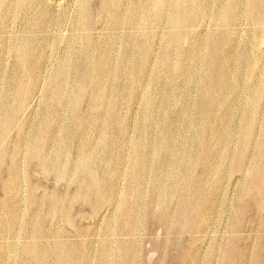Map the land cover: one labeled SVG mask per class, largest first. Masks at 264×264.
Returning <instances> with one entry per match:
<instances>
[{"label": "rangeland", "instance_id": "1", "mask_svg": "<svg viewBox=\"0 0 264 264\" xmlns=\"http://www.w3.org/2000/svg\"><path fill=\"white\" fill-rule=\"evenodd\" d=\"M70 1L61 0L63 6L57 11L58 14L64 12L69 20L74 18L66 6ZM205 1L204 4L208 5L209 13L207 12L205 17L200 18L202 21L200 24L203 26L199 30H194L192 38L186 42L194 52L198 47L193 41L202 39L203 60L211 63L201 66V59L195 61V58L193 59L194 63L185 62L177 53L171 72L173 76L175 75L173 82L178 89L172 92V97L164 104L170 114H173L174 110L183 109L187 104L192 106L196 102H207V97L201 91L203 77L221 70V75L229 73L231 67L221 68L224 62H235L233 67V76L237 81L235 89L242 97H246L251 89H256L257 78L264 69V50L260 48V46L264 47V38L255 32V28L264 24L258 19V14L251 12L253 0H241L246 16L242 23L234 26L237 30V42L231 47L229 46L230 42L225 44L221 40V37L227 39L225 32L231 36L230 29H221L214 22L219 1ZM127 2V11L135 8L134 0ZM92 5L95 6L96 3ZM110 5V3H106L101 6L100 12L99 10L93 11L95 16L91 24L92 44H87L83 29H81L79 37L70 38L68 21L63 25L55 26V38L52 40L55 48L54 53L61 54L66 44L72 45V70L69 80H75L76 76L81 74V67L88 65L89 69L85 71L87 75L93 76L95 81L102 77L107 81L108 86H112L111 76L114 75V72L102 73V69L94 71L90 69L96 54L107 55L111 49L115 51V61L121 62L124 59L125 33H121L112 47L105 45L104 42L107 37L105 32L113 29L112 24L122 26L126 20L120 18L111 20L112 22L107 21ZM215 5H218L217 9ZM255 14L258 16L256 17ZM152 20H155L154 15H152ZM169 24V21L164 20L156 28V32L155 28H151L156 35L153 41L155 43L153 50L154 54H157V59L160 57L161 45L166 42L171 45V42L174 44L176 40L175 36L169 37L170 35L165 33L169 29ZM14 30L15 17L7 28L6 34L9 38L3 41L7 55H5L4 75L0 79V99L3 87L9 82L7 77L13 71V62L18 54L12 48ZM118 30L116 31L118 32ZM233 38L231 37V39ZM113 42L111 40L110 44ZM234 52L240 54L235 56ZM244 52L247 61L243 64L240 55ZM34 58L35 54L32 59ZM216 58L218 60L213 63V59ZM47 64L49 66L47 70H43L41 76L36 78V88H41V93L33 101L28 117L24 116L23 111H19L21 99L30 90L25 84L19 92L17 100L5 114H3V103H1L0 148H10L12 143L26 140L34 129V127L32 129L34 123L32 119L35 121L36 118L42 117L47 106H58L57 95L54 94L52 83H41L50 76V68L55 62L49 60ZM251 64H254L255 67H252ZM109 65L111 67V64ZM139 65L140 60L137 57L130 61L133 79L129 82L128 102L122 107L115 101L112 103L118 107V112L120 109L123 110L125 116H121V119L124 123L127 120L133 124L130 131L133 135V142L137 133L140 136L142 147L140 150L138 147L135 153L150 158V165L147 166L142 161H137V166L140 168L136 174H139V178H137L138 181L135 183L134 189H130L129 184L128 158L132 154L133 148L127 147L126 141L130 138L123 137L125 130L117 128L118 124L115 127L116 116L106 121L104 109L101 107L95 113L92 112L94 97H92V92L84 87L75 106L70 102L72 98L66 97L64 113L53 117L51 125H56L60 121L66 125L65 129L58 132L59 140L56 143L53 140V134L45 131L44 128H40L37 132L39 145L48 142L37 154L38 158L44 156L42 158L45 160L44 166L30 167L29 162L22 159L18 165V177L13 176L8 179L9 175L15 171L11 169L9 163H0V199L14 208L10 212L3 210L0 205V221L8 226L3 227L4 229L0 228V264H40L31 240L35 236L34 229L37 231L36 236L41 243L38 250L41 252L45 264H98V254L101 251V243L105 240L104 236L110 241H107L109 264H264V190L259 192L262 207H259L255 211L256 213L244 216L241 208L248 210L253 206L252 195H250L252 190L249 189L255 185V182L252 177L249 179L248 176L239 180V173L234 168L239 151L236 131L244 125L251 128V124L246 120L259 117L256 112L258 108L264 109V89L258 92L257 110L250 108L249 111L245 101L239 100L234 105V113L232 112L230 115V118H234L233 120L226 118L225 111V114L216 112L214 115L205 116L201 124L203 128L197 124L194 125V121H191L189 132L195 133L196 137L203 141L200 144L201 148L206 147L200 149V145H198L196 148L200 149L199 157L194 156L191 163L189 161L185 167L189 175L185 184L187 191L179 190L172 197H166L160 192L162 170L159 169L164 161L162 154L164 148L157 144V141L156 144L154 143L161 134L159 123L155 121V117L154 124H149L148 132L143 134L139 115H133L132 109L140 111L143 108L142 102L138 101L139 97L133 94L144 83V80L136 81V77L141 74L138 70ZM192 65H199V68L192 70ZM165 74V71L157 72L158 80L163 81ZM190 74L193 76V80L190 81L189 86H186L184 84L185 77ZM164 82H168V79ZM68 83L69 81L64 83V90L68 88ZM184 89L190 93L188 100L178 98ZM75 111L81 115L83 123H97L100 130L107 125L114 129L108 135V152L110 151V155L113 154V157L116 153H122V159L123 157L124 159L118 165L122 177L117 182L118 188L111 200L108 199L110 189L104 188L101 193L90 192L89 180L85 176L83 168L76 167L75 159L80 145L78 137L75 136ZM8 118H11V121L5 124L4 122ZM19 119H26L25 125L18 126ZM2 126H6L7 129L2 130ZM22 128L26 133L22 132ZM174 128L182 129L179 123H175ZM127 135H131V133H127ZM177 135L180 134L177 133ZM91 138L96 139L97 134H93ZM107 143L101 146L102 154H104L103 150ZM228 145L231 146L229 149L226 148ZM252 145L249 143V146ZM250 149L242 156L241 160L246 163L250 162L253 155L260 153L261 157L255 163L263 166L264 150L255 147H250ZM10 153L11 151L7 154ZM173 155L177 157L175 154ZM207 165L214 166V169L206 172ZM145 170L147 172L143 175ZM205 175H207L206 178H204ZM106 177L110 179L109 173ZM177 179H181L180 171ZM243 181L251 183L245 192V195H248L246 201V197L244 199L239 197V189ZM164 182H169V179ZM212 188L219 190L210 205L209 214L212 222L203 224L201 221L205 217V208L209 203ZM186 196L192 200L196 197L199 202H203L197 207L179 205ZM206 201L207 204H205ZM235 219H238L240 225L234 230ZM135 221L137 222L136 232V228L133 229ZM108 223L111 224L110 228L107 227ZM198 225L201 228V234L196 232ZM65 250L72 253L73 261L68 262L60 258ZM128 253L134 254L133 262L128 259Z\"/></svg>", "mask_w": 264, "mask_h": 264}, {"label": "bare ground", "instance_id": "2", "mask_svg": "<svg viewBox=\"0 0 264 264\" xmlns=\"http://www.w3.org/2000/svg\"><path fill=\"white\" fill-rule=\"evenodd\" d=\"M127 1L128 0H71L66 6L69 8L74 18L69 20L64 12L61 14L57 13L63 6L61 0H0V79L4 75L5 55H7L3 41L9 38L6 34L7 28L14 17L15 30L13 31L12 48L18 53L13 62V71L11 75L7 77L9 82L3 87L4 90L1 94L0 105L3 103V114L10 110L25 84L30 90L21 99L19 111H23L25 117L30 115L32 103L39 97L38 94L41 93V88H36V78L41 76L43 70H47L49 67L47 62L49 60L50 62L53 60L55 64L50 68V76L45 78L41 83H52L54 94L57 95L58 102V106H47L42 117H40L41 119L36 118L35 121L32 119L34 122L32 129L33 127L34 129L26 140L20 143L14 142L11 144L10 148H0V163H9L11 169L15 171L12 173L10 172L11 176L9 175L8 179L13 178V176L18 177V165L22 159H26L30 167H38L39 165L44 166L45 160H42L44 156L38 158L37 154L48 142H43L39 145L40 142L38 143L37 132L40 128H44L45 131H49L50 134H53L52 137L56 143L59 140L58 132L65 129L66 125L62 121L56 125H51L53 117L64 113V99L66 97L70 96L72 98L70 102L75 106L76 100L81 97L85 87L92 92V97H94L92 112L95 113V111L101 107L104 109L106 121L116 116L117 121L115 127L118 124L117 128H120L122 131L125 130L123 137L130 138L126 141L127 147L133 148L132 154L128 158L130 167L129 184L130 189H134L135 183L138 181L137 178H139V174H136V171L140 168V166H137V161H142L145 166H147L150 165V158L135 153L138 147L139 150L142 147L140 136L137 133L133 142V135L132 132H130L133 124L129 123L127 120L124 123L123 119H121V116H125L123 110L120 109L118 112V107L114 106L112 103L115 101L122 107V105L128 102L130 91L129 82L133 79L130 61L136 57L140 60L138 70L140 71L139 73H141L139 77H136V81L140 82L144 80V83L141 88H137L136 92H133V94L139 97L138 101L142 102L143 108L140 111L132 109L133 115H139L143 127V134L148 132L149 124H154L153 119L155 117V121L159 123L161 134L155 139L154 143L156 144L157 141V144L164 148V150H162L164 161L159 166V169L162 170V175L160 177L162 187L160 192L166 197H172L177 194L179 190L187 191L185 184L188 181L189 175L185 167L189 161L191 163L194 156L199 157L200 149L206 147L203 146L201 148L200 144L203 141L197 138L195 133L189 132L192 120L194 121V125L197 124L200 128H203L201 124L205 116H210V114L214 115L216 112L225 114V111L227 115V117H225L233 120L234 118H230V115L232 112L234 113V105L239 100L245 101L249 111L250 108L257 110L259 103L258 92L264 89V69L257 78L256 89H251L246 97H242L235 89L237 85V81H235L233 76L235 62L228 61L224 62L221 68L231 67L229 73L221 75V70L220 72L216 71L211 75L203 77L201 91L205 94L204 96L207 97V102H196L192 106L187 104L183 109L174 110V113L170 114L164 104L172 97V92L178 89L173 82V80H175V75L173 76L171 72V67L177 53L185 62L191 61L194 63L193 59L195 58V61L201 59V66L211 63L210 61L203 60L202 39L193 41L198 47L194 52L192 51L193 48L190 49L189 44L186 42V40L189 41V38H192V32L194 30L202 28L203 25L200 24V22H202L200 18L205 17L207 14L209 10L208 5L204 4L206 2L205 0V2L203 0H134L133 5L135 8H131L132 10L127 11ZM218 1L219 7L215 5L216 9L218 7V12L216 11L217 14L214 17V22L217 23L221 29H230L231 36L228 32H225L227 39L221 37V40L225 44L230 42L229 46L231 47L237 42V30L234 26L243 22L246 11L241 5V0ZM93 3H96V5H92ZM106 3L111 4L107 21L120 18H125L126 20L122 26L112 24L114 26L113 29L105 32V34H107V37L104 39L105 45L114 46V43L118 40L121 33H125V55L121 62H117L114 59V55L116 54L113 49H111V52L107 55L101 53L100 55L98 53L99 55H95V60L90 69L93 71L102 69V73H106L107 71L114 72V75L111 76L112 86H108L106 84L107 81L102 77H99L95 81L93 80V76L87 75L85 71L89 69L88 65H83V67H81V74L76 76L75 80H69V74H71L72 70V45L66 44L61 54L54 53L55 48L52 44V40L55 38V26H60V24L63 25L68 21L69 31L71 32L70 38L79 37V33L82 32L81 29H83L87 44H92L91 24L95 16L93 11L99 10V8ZM252 4L251 12L258 14L259 16L255 14L256 17L258 16V19L264 24V0H253ZM150 13L151 15H149ZM152 15L155 16V20H152ZM164 20L170 22L169 29H167L165 33H167L168 36L170 35L169 37L175 36L176 40L174 44L171 42L170 45L169 42H166L161 45L160 57L157 59V54L155 55L153 50L155 44L153 41L156 35L151 28H155L156 32V28L159 27ZM117 29H119L118 32L116 31ZM255 32L264 38V25L255 28ZM231 37L234 38L231 39ZM111 40L114 41L113 44H110ZM260 48L264 50V47L260 46ZM177 49L179 50L178 52L176 51ZM34 54L35 58L32 59ZM233 54L237 56L240 53L234 52ZM244 54L245 52L240 55L243 64L247 61ZM217 60V58L213 59V63ZM109 64H111V67ZM198 66L199 65H192L191 68L192 70H196ZM251 66L255 67L254 64H251ZM161 71H165L166 73L163 81L158 80L157 72ZM167 79L168 82H164V80ZM65 80L69 81V86L64 90V83H67ZM192 80L193 76L190 74L185 77L184 84L189 86ZM114 90H116V93H114ZM189 96V91L184 89L178 98L188 100ZM256 113L259 117H252L246 120L251 124V128L244 125L241 129L239 128V130L236 131V135H238L237 143L239 145V151L234 167L236 168L235 171L239 173V180L248 176L249 179L252 177L253 182H255V185H252L249 189L252 190L250 195H252L251 200L253 206L248 210H244L243 207L241 208V212L244 216L256 213L255 211L258 210L259 207H262L260 204L261 195L259 192L264 190V165L260 166L255 163V161L261 157V154L253 155L250 162L247 163L241 160L242 156L251 150L250 147L264 150V109L258 108ZM74 118L76 121L74 122L75 136L78 137L80 145L75 159L76 167L83 168L85 176L89 180L90 192L101 193L104 188L110 189L111 193L108 192V199L111 200L112 196L117 191V182L122 177L118 165L121 160L124 159V157L122 159V153H116L113 157V154L110 155L111 152H108V135L111 134L114 129L107 125L100 130V126L97 123H83L82 117L77 111H75ZM25 120L26 119H19L18 126L25 125ZM10 121L11 118H8L4 123L6 124ZM175 123H179L182 129H175ZM6 129V126H2V130ZM22 132L26 133L23 128ZM127 133H131V135L126 136ZM177 133L180 135H177ZM93 134H97L96 139L91 138ZM105 143L107 144L103 150L104 154H102L101 146ZM249 143L253 145L249 146ZM198 145H200V149L196 148ZM230 147L231 146L228 145L226 148L229 149ZM9 151H11V153L7 154ZM117 167L118 171L116 172ZM212 169H214V166L207 165L205 167L206 172H210ZM147 170L143 171V175ZM179 171L181 176L180 180L177 179ZM108 173L110 179L106 177ZM206 177L207 175L204 176V178ZM166 179H169V182H164ZM250 185V182L245 181L240 185L239 197L242 199L246 197L245 201L248 198L245 192ZM218 191L219 190L215 188H212L210 191L211 196L209 195V203L207 204V201L205 203L207 204L205 208L206 218L204 217L201 221L203 224L212 222L209 214L210 205L214 201ZM198 202L199 199L196 197L192 200L186 196L179 205H183L184 207L186 205L197 207V205L203 201ZM0 205L3 210H9L10 212L14 210L13 207L9 206V204L2 199H0ZM136 224L137 222L134 223L133 226V229L136 228L135 232L137 231ZM239 225L238 219H235L234 230L237 229ZM3 227L6 228L8 226L0 221V228ZM107 227L110 228L111 224L108 223ZM200 229L198 225L196 227V232L198 234L202 232ZM34 234L35 236H33L31 240L36 252L35 255L40 264H45L42 260V254L38 250L41 243L36 236L37 231L35 229ZM103 238L105 240H102L103 243H101V251L98 254V264H109L107 257L109 252L107 241L109 240H107L106 236ZM127 257L130 262H133V258H135L133 253H128ZM60 258L68 262L74 259L72 253L66 250L62 252Z\"/></svg>", "mask_w": 264, "mask_h": 264}]
</instances>
